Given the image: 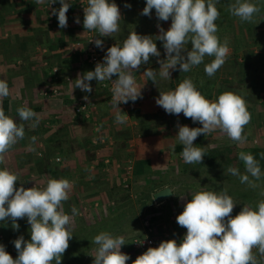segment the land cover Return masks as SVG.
Segmentation results:
<instances>
[{
    "label": "clouds",
    "instance_id": "9594fccd",
    "mask_svg": "<svg viewBox=\"0 0 264 264\" xmlns=\"http://www.w3.org/2000/svg\"><path fill=\"white\" fill-rule=\"evenodd\" d=\"M43 2L35 0L36 4ZM56 2L51 0V4ZM58 2L60 8L53 9L52 13L57 16L59 27L66 28V13L70 4L67 0ZM217 3L219 0H146L141 14L151 16L155 9L158 20L168 21L171 18L170 28L165 31L158 24L160 34L156 37L130 32L122 46L115 44L107 49L103 63H97L94 71L78 76L74 88L90 93L92 87L87 82L112 81L111 102L116 112L115 120L117 124L126 123L129 117L117 105L142 98V87L137 85L132 73L148 63L151 56H160L155 40L163 42L167 57L166 60L157 61L160 64V77L170 79V70H176L177 65L181 72L187 73L204 63L206 56L214 58L204 66L206 75L213 77L230 53L229 40L225 38L221 42L217 35L216 21L220 18ZM125 6L130 7L128 4ZM228 11L242 22H253L261 8L250 0H234L228 6ZM83 12L85 30H94L100 37H113L120 32L122 17L116 3L87 0ZM75 22L80 21L77 18ZM189 42L191 50L185 56L182 52L186 51ZM94 43L98 48L103 47L101 39H95ZM143 75L156 83V72L151 68ZM113 76L117 78L113 80ZM10 95L8 83L0 80V164L5 162L6 154L25 136L24 124H18L4 111L3 100ZM84 99L88 100V97ZM156 104L168 114L178 116L183 113L186 118L202 125L195 128L178 125L176 137L183 145L180 155L187 164H201L203 161L204 148L194 146V141L201 134L209 136L219 130L233 142L243 144L247 140L244 129L252 117L245 98L235 92L225 91L217 99L209 100L197 90L193 80L186 77L175 90L160 91ZM17 113L21 121L34 120L32 128L38 126L40 117L31 108L21 106L17 108ZM31 140L35 142L36 137H31ZM239 159L245 166V174H241L236 167L227 168V173L238 176L241 183L253 189L260 187L257 181L264 173L259 162L251 153L243 151L239 153ZM18 179L17 174L8 168H0V221L10 218L13 229L18 230L17 221L26 217L31 239L25 241L20 236L13 241L16 258L0 244V264H61L73 236L72 218L63 209V203L69 200L72 182L65 178H53L43 188H17ZM171 193H174L172 189ZM236 204L226 189L192 193L191 200L184 204L183 211L176 217L177 224L187 230L181 242L177 243L174 239L162 241L158 247H149L137 256L133 264H262L264 200L255 207L244 204L242 210L233 216ZM72 214H77L74 206ZM91 242L97 246L93 264H126L131 258L121 251V246L126 244L123 236L101 231ZM253 249H256V253Z\"/></svg>",
    "mask_w": 264,
    "mask_h": 264
},
{
    "label": "crops",
    "instance_id": "0c3cea01",
    "mask_svg": "<svg viewBox=\"0 0 264 264\" xmlns=\"http://www.w3.org/2000/svg\"><path fill=\"white\" fill-rule=\"evenodd\" d=\"M49 1L51 0H44L42 4H36L35 0H0V80H5L8 83L11 90V95L8 97L10 102L13 93L23 92L27 86L32 87L34 91L37 90L38 98H33L32 102L26 104L23 99L15 102L20 106L35 109L40 117V122L49 125V131L39 135L41 138L49 137L57 143L66 140L67 144L71 145V148L67 147V157L64 159L67 161L68 167L65 171V179L73 184L71 191H75V188L80 186L82 175L85 181L102 175L101 178L106 181L104 186L118 184L122 188L123 167L129 159L134 162V166L139 161L146 163L145 174L139 176L135 172L132 174L128 186L129 192H131L134 177L145 179L149 184L154 180L153 176L157 178V174L163 173L165 179H162L166 181L162 184L164 186L171 184L172 176L168 172L172 168V158L173 156L182 158L173 150L176 146H182L176 137L178 125H187L190 128L202 127V125L186 118L183 113L178 116L166 113L162 107L156 104V99L159 97L160 91L174 90L171 87V81L175 76H184L187 73L181 72L177 65L176 70H170V79L160 77V64L157 61L166 60L167 57L165 50L160 46L162 41L155 40L160 56H151L148 63L141 65L139 71L132 73L137 85L142 87V98H138L135 102L129 101L127 104L117 105L129 117L126 123L117 124L116 112L103 82L96 80L87 82L92 87L90 93L74 88L78 76L87 71H94L86 63L84 54L72 47L75 41L84 37V31L80 28V24L79 26L77 23L73 24L75 19H72L70 14L67 15L70 20L66 28L59 27L57 16H55L54 24L49 25L45 7ZM67 2L70 4L69 0ZM114 3L118 5L122 17L120 32L114 34L113 37H100L106 52L109 47L115 44L122 46L123 41L132 31L140 35L156 37L160 34L158 24L167 31L165 21L155 18V9L152 10L151 16H145L141 14L145 6L139 2L118 3L116 1ZM26 4L28 5L26 6ZM55 4L58 10L61 6L58 0ZM126 4L130 7H126ZM70 7L73 9L71 4ZM227 39L231 53H234L233 57H228V65L230 69L240 66V73H242L240 78L244 83L241 84L239 80L235 81L232 78L233 73H227L226 76H223L233 82L231 81L230 84V80H228L229 84L226 87L222 83L221 86L215 84L214 91L207 99L215 100L219 94L232 91L234 85L241 84L236 93L245 98L247 106L251 107L253 103V106L262 107L264 98L259 99L257 93L245 95L242 93L245 89H241V86L245 85V88L251 92L258 89L264 94V58L259 56H264V47L251 46V40L248 38L241 45L240 50H236L231 39ZM241 58H243V62ZM149 68L156 72V83L143 75ZM218 79L217 81H219ZM85 96L88 97V100L84 99ZM81 102L95 104V110L91 117L74 114V108ZM13 104L14 102L11 103V106H16ZM16 114L18 115V113ZM201 136L203 135L201 134ZM202 140L200 139V141ZM160 166L161 168H159ZM55 174V179L63 178L62 173L57 171ZM40 178L43 182L39 180L32 187L43 188L46 186V180ZM128 189H124V191L128 192ZM85 194V192L81 194L78 202L84 201L85 198L87 201V197L83 196ZM102 194L106 195L100 192L98 201L93 203L87 201L89 208L99 210V206L105 200L102 199ZM171 195L174 196L173 193ZM73 196L70 192L69 198ZM108 202H110L109 199ZM170 203L166 200L161 203L154 201L153 207H161L163 213L153 220L157 225V234L166 230L170 233L168 240L174 239L180 243L187 230L177 224V214L170 210ZM237 214L232 213L233 216ZM142 220L141 218L138 221L140 230L135 227L125 235L143 236ZM132 239L127 242L126 238V244L121 246V251L131 257L126 261V264H133L136 257L142 255L134 250ZM156 244L159 246V243ZM253 252L256 253V249H253Z\"/></svg>",
    "mask_w": 264,
    "mask_h": 264
},
{
    "label": "trees",
    "instance_id": "16d2710c",
    "mask_svg": "<svg viewBox=\"0 0 264 264\" xmlns=\"http://www.w3.org/2000/svg\"><path fill=\"white\" fill-rule=\"evenodd\" d=\"M139 2V4L146 6V0H110L112 2ZM250 2L257 4L261 11L260 13L254 16L253 22H242L238 17L233 16L228 11V6L231 3H234V0H219L216 7L220 12V18L216 21L218 26L217 35L220 38V41L223 42L225 38H230L231 43H235L236 50H240L242 44L245 43V40H251V46H255L256 48L264 47V0H250ZM28 4H26L27 6ZM72 8L66 13V15L70 14ZM76 21V20H75ZM74 21L73 24L76 22ZM171 23V18L169 19ZM79 26V23H77ZM160 46L163 48V42L160 43ZM191 50V43L186 46V51L182 52L183 55H187V51ZM263 57L262 55H259ZM214 59L213 57H205L204 63L200 64L199 66L193 67L189 72H187L184 76H175L171 81V87L175 90L178 84L184 78H191L196 85L198 91H200L206 98H210L213 86L216 80L219 78L218 72L213 77H208L204 71V66L207 63H210L211 60ZM242 62L244 61L241 58ZM242 75V73H240ZM11 103L9 98H5L3 100V108L6 115H9L13 119H16L17 123L19 122V117L15 113H12L11 110ZM264 103V100H263ZM264 107V104L262 108ZM250 109V107H248ZM35 111V109H32ZM36 112V111H35ZM15 114V115H14ZM18 118V119H17ZM34 121V120H33ZM33 121H22L24 127L27 125L25 130L28 132V124L32 123ZM39 128L36 130V133L33 130H29L30 138L35 136L37 137L38 134H44L49 131V125L45 122H40L38 124ZM25 131V133H26ZM25 137V136H24ZM47 140L44 141V144L41 145L42 148H39V157L36 158L34 161L35 169L37 170L39 175L48 174V172L57 171L62 173L63 178H65V171L67 170V161L64 159L67 157V147L71 145L67 144L66 140L61 141L60 143L55 142L52 138H46ZM22 140H19V143L22 144ZM21 146V145H20ZM174 153L180 154L183 150L182 146L174 147ZM205 156L203 157V161L201 164H194L196 173L198 172L201 176H205L204 178H200L201 185L198 184L191 185L190 190L193 189H202V190H209V191H220L222 185V180L224 183L230 185L232 182H240L238 176H233L227 173V168L229 167H236L239 169L241 174H245V166L243 162L239 159V149L233 145L228 144L220 147H210L204 148ZM243 152L251 153L255 159L259 162V166L261 168L262 173H264V158H262V154H264V146H251L247 149L242 150ZM56 158H59L60 161L56 162ZM146 163L143 161H139L135 163L134 172L136 175L145 174V167ZM9 170L13 171L10 167ZM102 175L96 176L95 179L85 181L83 175L80 177V191L82 193H86L83 195L87 197V201L89 203H93L94 201H98L100 192L105 193L108 199L111 202L112 208L109 210L108 214L102 215V217L97 216H86L84 214L83 219L76 218L78 221L75 222L74 226H71V230L73 233L72 239L69 241V247L66 252L62 256L61 264H93L96 245L92 244L91 240L94 236L98 235L101 231H107L112 233L114 236H123L124 239L127 238V242L130 241L134 235H125L128 232L129 226L136 224V213L142 212L144 209L147 210L148 213L145 214V217L150 219H155L151 215V213L155 212L151 205L154 203V194L162 189L164 186L159 185L158 187H154L145 193H141L140 195L135 197V200H132L130 196L126 192H113V190H119V185H103L104 181ZM264 179V176H262ZM261 178V179H262ZM225 179V180H223ZM236 184V183H235ZM246 183H243V185ZM230 189L228 194L234 193V185L229 186ZM121 188V187H120ZM224 189V188H223ZM117 193V194H116ZM119 193V194H118ZM231 196V195H230ZM243 198V197H241ZM247 198V197H246ZM78 197L74 195L72 198H69L68 201L63 203V209L66 214L70 213L73 206L77 209V213L80 210ZM86 199V198H85ZM244 199V198H243ZM248 199V198H247ZM115 202V203H114ZM252 207L254 205L249 203ZM149 215V216H148ZM77 216V215H76ZM142 216L141 218H143ZM144 217V218H145ZM129 233V232H128ZM127 233V234H128ZM27 236H23L25 241H30L31 235L30 233L25 232ZM24 235V234H23ZM12 242L14 241L13 238L17 236L20 237L22 234L17 230H14L12 235ZM10 242V243H12ZM13 244V243H12ZM17 256V252L15 258Z\"/></svg>",
    "mask_w": 264,
    "mask_h": 264
},
{
    "label": "rangeland",
    "instance_id": "374dc122",
    "mask_svg": "<svg viewBox=\"0 0 264 264\" xmlns=\"http://www.w3.org/2000/svg\"><path fill=\"white\" fill-rule=\"evenodd\" d=\"M155 18L158 19L156 17V15H155ZM165 23L167 24V25H165L167 27L166 30H168L171 26V23L169 20L165 21ZM234 44H233V46H234ZM233 56H234V53H231V50H230L228 57H233ZM227 60H228V58H227ZM227 60H226L225 64L217 71L218 75H219L218 76L219 81L216 80L215 84H219V86H221L220 85L221 83L224 87H226L227 84H229L228 80H230V79L228 77H225L227 73H233L232 78L235 79V81H237V80L241 81L240 66L238 68L230 69ZM223 75H225V76H223ZM231 81L232 80L229 81L230 84H231ZM242 82L243 81H241V84H242ZM246 82H245V84H246ZM241 84H239V86L234 85L235 87H233L232 92H235V93L238 92L237 90ZM241 89H245L244 92H242L245 95H249L251 93H254V94L257 93V97L259 99L264 98V96H263L264 94H262L260 91H258V89L251 92L250 90H247L245 88V85L241 86ZM224 90H227V88H224ZM212 91H214V90H212ZM259 93H261V94H259ZM15 94L16 95L18 94V95L16 96ZM12 95H13V97L11 98V101L14 102L13 105L16 104V106H12L11 111H12V113H15V112H17V108L21 107L15 101L23 99L26 101V104H28V103L33 101L32 100L33 98H36L38 96V92H37V90L34 91V89L32 87L27 86V87H25V90L23 92H15ZM34 100H36V99H34ZM252 104H251L250 110H248L251 113L252 119H251V122L244 129V135L247 136V140L245 143L240 144L238 142H233L226 134L217 130V131L211 133L209 136H205L203 134H202L203 136H201V135L198 136L197 139L194 141V146H200L203 148H210V147H220V146L222 147L224 145L233 144L239 149V151H242L244 149H247V148H249L251 146H255V145L264 146V107L262 108L258 105L253 106L254 104L253 105ZM18 120H19V122L22 123V121L20 119H18ZM32 123L28 124V132L25 130L26 133H25V137L23 138L22 144H20L18 141L13 146V148L6 154L5 162L3 164H0V168H8L9 169L11 167L13 169L12 172L17 174V176L19 178L18 181L16 182L17 188H19L21 186H23L24 188H31L34 183H37L39 180H41L40 177H42V179L46 180V183H47V181L49 179H53L56 175L54 172H50V173L48 172V174H45L44 176L39 175L37 170L35 169L34 161L36 160V158L39 157L38 156V153L40 152L39 148H42L41 145H43L44 141H46L47 139L45 137L41 138V136H39L40 134H38L35 142H32V140L30 138L29 130L30 131L33 130L36 133V130L39 127V126H37L35 128H32L31 127ZM25 128H27V125L25 126ZM200 139H203V140L200 141ZM172 160H173L171 162L172 168L168 172L172 176V181L170 182L171 184H167L168 187L167 186L166 187L169 189L171 188L173 190L174 196L171 195V197H169L166 201L171 202L169 204L170 210H172L173 213L177 214V216H178V214H180L183 211L184 204L191 200V194L196 192V191L202 190L200 188L190 190L189 189L190 186L195 185V184H198V186L201 185L202 182L200 183V178H202V177L204 178L205 176H201V174H199L198 172L196 173L195 165L185 163L183 161V159L179 156H173ZM159 168H161V166ZM164 175L165 174L160 173V174H157V176H156L157 178H155V176H153L154 180H152V182H150L149 184L147 183V181H145V179H140V178L138 179V177H134L133 184H132V187L130 189L131 192H129V189H128L127 194L130 196V198L132 200H135L136 196L140 195L141 193L148 192L152 188L154 189V187H158L164 181H166V180L162 179L165 177ZM223 180H225V179H223ZM220 182H222V185L224 186V187H221L220 191L223 190V188H224L227 190V193L230 189L229 186L234 185L233 188L235 191H234V193H230L231 197L237 203L233 209V212H232L233 214L239 213L242 210L244 204L252 203L255 207L259 201L264 200V195H261V193L264 192V179L263 178L260 181H257V183L260 185V187L255 188V189L249 187L247 184L243 185V183H241V182H234V184L232 182L230 185L224 183L222 180H220ZM114 185L116 186V184H114ZM163 185H161V186H163ZM118 189L119 190H115V191L113 190V192H117V191H121L122 193L125 192L123 188L118 187ZM156 189H154V190H156ZM71 192H72V195H76V197L79 196L78 198L81 197L82 192L80 191V187L75 188V191L73 190ZM241 197H243L244 199ZM102 199H105V200H103L104 203L99 206L98 211L93 210L92 208H89L88 202L85 201V199H84V201L82 200L81 202H78L79 207H80V210L78 211V213H80V214L77 213L76 214L77 216L73 215L72 210H70V213L68 214L72 218L71 226H74L75 224H77V223H75L78 221L76 218L83 219L84 214L86 216L89 214V216L93 215V216H97L100 218L102 217V215L108 214L109 210H111L110 208H112L113 206H111L110 202H108L107 195L102 194ZM151 206L153 207L154 203ZM155 208L153 207L155 212L151 213V215L153 214L152 215L153 217L161 216V214L163 213L162 208L161 207H155ZM147 210H149V209L143 208L142 212L136 213L137 214L136 215L137 223L129 226L128 231H131L132 228L135 229V227L140 230V224L138 221L141 219L142 216H145V214L148 213ZM145 218H147V217H145ZM142 219H144V218H142ZM17 223L19 224V232L22 234V236H27V234H25V232L27 231V233H30V225L27 222V218L25 217L24 219H19L17 221ZM13 233H14V229L12 227V221L10 218L6 219L5 221H0V244L4 245L5 250L13 258H15L17 251L15 249L14 243L12 242ZM17 238H18V236L16 238H13V240H15ZM10 242H12L13 244Z\"/></svg>",
    "mask_w": 264,
    "mask_h": 264
},
{
    "label": "built area",
    "instance_id": "2783aa9c",
    "mask_svg": "<svg viewBox=\"0 0 264 264\" xmlns=\"http://www.w3.org/2000/svg\"><path fill=\"white\" fill-rule=\"evenodd\" d=\"M69 2L73 7L70 13L71 18L75 20L78 18L80 21V28L84 31V37L81 40L75 41L72 44V47L84 54L86 63L94 70L97 63H103V58L106 55L105 47L104 45L102 48L96 47L94 40L100 39V36L94 30L90 31L83 28V9L87 6V0H69ZM45 7L47 9V23L49 25H53L56 15H53L52 10L57 9V6L55 3L51 4V1H49ZM67 20L69 25L70 19L67 18ZM112 79L115 80L116 77L113 76ZM103 85L107 88V91L112 98V81H103ZM94 110L95 104L93 102H81L74 108V114H83L85 117H91ZM56 161H59V159H56ZM134 167V162L132 160L129 159L125 162L121 177L123 189H128L130 184L129 182L131 181L132 174L134 173ZM141 226L143 228L144 235L135 236L132 239V246L134 250L140 254H143L149 247H158L156 243L160 244V242L166 241L170 238V233L166 230L157 234L158 230L156 223L148 217L141 221Z\"/></svg>",
    "mask_w": 264,
    "mask_h": 264
},
{
    "label": "water",
    "instance_id": "95a60500",
    "mask_svg": "<svg viewBox=\"0 0 264 264\" xmlns=\"http://www.w3.org/2000/svg\"><path fill=\"white\" fill-rule=\"evenodd\" d=\"M171 190L169 188H164L154 194L155 203H161L167 200L171 196Z\"/></svg>",
    "mask_w": 264,
    "mask_h": 264
}]
</instances>
